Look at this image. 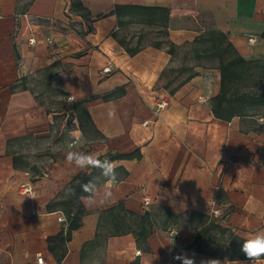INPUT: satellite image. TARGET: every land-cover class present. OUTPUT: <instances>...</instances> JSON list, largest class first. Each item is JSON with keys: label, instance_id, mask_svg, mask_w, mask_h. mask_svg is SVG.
Instances as JSON below:
<instances>
[{"label": "crops", "instance_id": "0c3cea01", "mask_svg": "<svg viewBox=\"0 0 264 264\" xmlns=\"http://www.w3.org/2000/svg\"><path fill=\"white\" fill-rule=\"evenodd\" d=\"M211 31L248 63L230 95L262 94L264 0H0V264H252L232 256L264 229V107L215 117L220 63L195 43ZM70 151L133 157L112 160V197L80 199V226L54 243L67 186L82 173L106 186Z\"/></svg>", "mask_w": 264, "mask_h": 264}, {"label": "trees", "instance_id": "16d2710c", "mask_svg": "<svg viewBox=\"0 0 264 264\" xmlns=\"http://www.w3.org/2000/svg\"><path fill=\"white\" fill-rule=\"evenodd\" d=\"M124 7H116V12ZM129 11H136L138 7H126ZM159 13V19L161 26L165 27L168 21V11L166 9H155ZM264 36V34H263ZM195 43H200L204 46L202 53L198 55V59L201 58H215L219 61V67L221 72V92L214 99L213 102V113L215 117L230 121L234 116H243L247 109L251 107H264V92L262 94L256 93H243L230 95L232 90V84L238 82L245 75L246 69H248V63L240 57L235 50L232 48L231 44L227 42L226 37L216 31L208 32L207 35L198 39ZM133 51V53L137 52ZM171 51V50H170ZM121 95V89L115 90L102 98L104 100H109L114 97ZM85 101L77 102L73 104V109L77 111L79 120L83 123L85 119L89 120V115L84 105ZM132 155L120 156L118 154H106L100 157L101 160L109 159L115 160L117 158H131ZM93 169V168H92ZM98 169H93L96 171ZM90 176L85 175L84 173L77 176L68 186L67 189L72 190L70 198L63 203L66 208V216L68 221L67 233L59 235L57 238L50 239L52 242H59L62 239H68L72 230L80 226V221L84 215V209L82 207L80 197L85 195L81 190V185L87 183L90 180ZM218 227L210 224L205 232L209 230H216ZM147 232L140 231L138 238L144 237ZM220 233H225L224 229L220 228ZM61 237H63L61 239ZM63 241V240H62ZM54 250L53 245L50 247ZM193 248V245L190 246ZM232 257L238 259H245V255L241 250H238L235 255Z\"/></svg>", "mask_w": 264, "mask_h": 264}, {"label": "clouds", "instance_id": "9594fccd", "mask_svg": "<svg viewBox=\"0 0 264 264\" xmlns=\"http://www.w3.org/2000/svg\"><path fill=\"white\" fill-rule=\"evenodd\" d=\"M256 37H253L251 42L256 43ZM109 119H117L115 108H112L107 113ZM66 160L70 164H74L79 169L93 168L99 169L101 176L106 178V186L101 189L97 184L96 179L88 181L81 185V190L85 194L80 197L88 206L97 203H103L104 200L110 199L113 195L111 188L117 181L115 169L118 167L117 161L109 159L101 160L96 154L84 153L79 151H70L66 154ZM68 194H72V190H68ZM102 197L101 199H97ZM241 251L252 264H264V229L258 230L242 243ZM174 260L180 261V264H195L194 258L187 253L178 254L173 257ZM43 264V260L39 261ZM200 264H221L217 259L201 260ZM234 264H241L240 261H234Z\"/></svg>", "mask_w": 264, "mask_h": 264}, {"label": "built area", "instance_id": "2783aa9c", "mask_svg": "<svg viewBox=\"0 0 264 264\" xmlns=\"http://www.w3.org/2000/svg\"><path fill=\"white\" fill-rule=\"evenodd\" d=\"M102 72H103V73H111V69L107 67V68H105ZM74 100H75V98H74L73 96L68 97V101L73 102ZM167 105H168V102H166V101H162V102H160V103L158 104V108H159V109H163V108H165ZM23 189H24L25 192H30V191H31V187H28V186L24 187ZM149 204H150L149 199H145V200H144V205L147 206V205H149ZM212 215H213L214 217H217V216L220 215V212H219L218 210H213ZM59 221H60V222H66V219H65V217L62 216V217L59 218ZM41 259L43 260V264H47L46 261H45V259H44V257L41 256V255L37 257V260H36V262H35L34 264H39V261H40Z\"/></svg>", "mask_w": 264, "mask_h": 264}, {"label": "rangeland", "instance_id": "374dc122", "mask_svg": "<svg viewBox=\"0 0 264 264\" xmlns=\"http://www.w3.org/2000/svg\"><path fill=\"white\" fill-rule=\"evenodd\" d=\"M130 32H135V33H137V32H139V29L138 28H134V29H130L129 30ZM145 32H147L148 33V31H145ZM151 34V33H150ZM151 37H152V35H151ZM152 39V38H151ZM55 81H56V79H54L52 82H53V84L55 85ZM52 85V84H51ZM50 85V87H52ZM58 85V84H57ZM56 86V85H55ZM50 89H52V88H49V90ZM65 100H64V98H61V100H59V102L58 103H62V104H66V102H64ZM64 109V108H63Z\"/></svg>", "mask_w": 264, "mask_h": 264}]
</instances>
